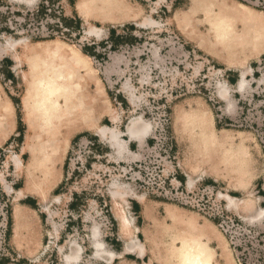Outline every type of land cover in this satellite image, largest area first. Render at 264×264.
<instances>
[{"label":"rangeland","instance_id":"obj_1","mask_svg":"<svg viewBox=\"0 0 264 264\" xmlns=\"http://www.w3.org/2000/svg\"><path fill=\"white\" fill-rule=\"evenodd\" d=\"M1 142L0 264H264V0H0Z\"/></svg>","mask_w":264,"mask_h":264},{"label":"bare ground","instance_id":"obj_2","mask_svg":"<svg viewBox=\"0 0 264 264\" xmlns=\"http://www.w3.org/2000/svg\"><path fill=\"white\" fill-rule=\"evenodd\" d=\"M128 133H129L130 136L136 135V133L134 131H132L131 128L128 129ZM29 144H30V137L26 136L23 148L27 147V145H29ZM32 160H34V158H32ZM33 163H34V161H31L29 163V165H31ZM118 210H120V212H121V208L120 207L118 208ZM120 215H121V213H120ZM21 216H23V210L20 209V208H17L15 210V218H16V220L18 221L19 220L18 218H21ZM121 220H122L123 224L126 223L125 219L122 216H121ZM139 251H140V253L143 252V248L140 247V246H139ZM183 264H209V263L205 262L202 259L201 254L199 252H194V251L190 250L189 253L185 256V259H183Z\"/></svg>","mask_w":264,"mask_h":264},{"label":"trees","instance_id":"obj_3","mask_svg":"<svg viewBox=\"0 0 264 264\" xmlns=\"http://www.w3.org/2000/svg\"><path fill=\"white\" fill-rule=\"evenodd\" d=\"M43 11H45V6H44V4H43V2H41L39 5H38V13H42ZM79 24L80 22H79V20L77 19V18H74V20H72V19H65V18H63L62 19V24H63V26L64 27H68V26H70V25H72V24ZM130 30H132V29H134V27L133 26H130V28H129ZM115 34H116V32L114 31V30H111L110 31V37H109V40H110V44H111V46L114 48L115 46H117L118 44V40H121V36H119V35H117V36H115ZM82 52L85 54V53H87L84 49H82ZM9 63H10V61H8ZM14 102V104L15 105H17L18 104V102L17 101H13ZM19 123H21L20 122V119L18 118V124ZM263 197H264V195H263ZM29 205H32L31 207H33V204H31V203H29V202H27ZM73 204V203H72ZM7 236L9 235V233H10V231H11V224H12V221H11V212H8V215H7Z\"/></svg>","mask_w":264,"mask_h":264},{"label":"crops","instance_id":"obj_4","mask_svg":"<svg viewBox=\"0 0 264 264\" xmlns=\"http://www.w3.org/2000/svg\"><path fill=\"white\" fill-rule=\"evenodd\" d=\"M1 144H3V143L1 142L0 145H1ZM0 147H1V146H0ZM31 197H32V196H31ZM25 206H27V205H25ZM28 207H29V206H28ZM29 208H31V207H29ZM33 211H34V209H33ZM34 212H35V211H34ZM22 248H23V247H22ZM22 248H16V247H15V249L20 250V251L22 250Z\"/></svg>","mask_w":264,"mask_h":264}]
</instances>
